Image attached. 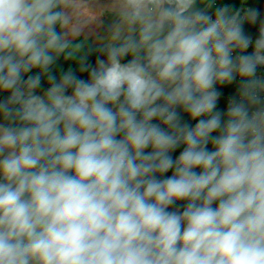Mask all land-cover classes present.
<instances>
[{
    "label": "clouds",
    "instance_id": "9594fccd",
    "mask_svg": "<svg viewBox=\"0 0 264 264\" xmlns=\"http://www.w3.org/2000/svg\"><path fill=\"white\" fill-rule=\"evenodd\" d=\"M76 7L0 0V264H264V12Z\"/></svg>",
    "mask_w": 264,
    "mask_h": 264
},
{
    "label": "crops",
    "instance_id": "0c3cea01",
    "mask_svg": "<svg viewBox=\"0 0 264 264\" xmlns=\"http://www.w3.org/2000/svg\"><path fill=\"white\" fill-rule=\"evenodd\" d=\"M76 4L75 9L68 11L74 13V22L79 20L84 25L79 38H92L95 46L100 45L102 27L110 23L107 20L111 16L115 17L114 0H76Z\"/></svg>",
    "mask_w": 264,
    "mask_h": 264
},
{
    "label": "rangeland",
    "instance_id": "374dc122",
    "mask_svg": "<svg viewBox=\"0 0 264 264\" xmlns=\"http://www.w3.org/2000/svg\"><path fill=\"white\" fill-rule=\"evenodd\" d=\"M261 6H262V12H264V0H261ZM114 16H111V18L109 19V20H107V22H112L113 20H114ZM106 22V23H107ZM107 35V33L105 32V30H104V28L102 27V34H101V38L102 37H104V36H106ZM78 39H81V40H86L87 41V44H90V42H92L93 43V39L92 38H78ZM99 43H103V40L102 39H100V41H99ZM86 44V45H87ZM99 46V45H98Z\"/></svg>",
    "mask_w": 264,
    "mask_h": 264
},
{
    "label": "trees",
    "instance_id": "16d2710c",
    "mask_svg": "<svg viewBox=\"0 0 264 264\" xmlns=\"http://www.w3.org/2000/svg\"><path fill=\"white\" fill-rule=\"evenodd\" d=\"M226 2H229V0H226ZM248 2H249V4L255 5L257 8H259L262 11L261 0H248ZM89 46H91V47H97L92 42H90V44H87L86 45V48L89 47ZM92 60L93 61L95 60V57L94 56L92 57ZM178 154H179V150L174 155H178ZM169 175H170V173H169Z\"/></svg>",
    "mask_w": 264,
    "mask_h": 264
},
{
    "label": "water",
    "instance_id": "95a60500",
    "mask_svg": "<svg viewBox=\"0 0 264 264\" xmlns=\"http://www.w3.org/2000/svg\"><path fill=\"white\" fill-rule=\"evenodd\" d=\"M106 25H107V24H106ZM106 25L103 26L104 30H105ZM105 32H106V30H105Z\"/></svg>",
    "mask_w": 264,
    "mask_h": 264
},
{
    "label": "built area",
    "instance_id": "2783aa9c",
    "mask_svg": "<svg viewBox=\"0 0 264 264\" xmlns=\"http://www.w3.org/2000/svg\"><path fill=\"white\" fill-rule=\"evenodd\" d=\"M223 106V105H222Z\"/></svg>",
    "mask_w": 264,
    "mask_h": 264
}]
</instances>
